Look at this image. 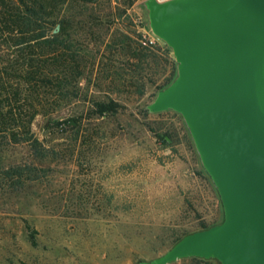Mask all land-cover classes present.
Wrapping results in <instances>:
<instances>
[{"label": "rangeland", "instance_id": "1", "mask_svg": "<svg viewBox=\"0 0 264 264\" xmlns=\"http://www.w3.org/2000/svg\"><path fill=\"white\" fill-rule=\"evenodd\" d=\"M145 1H5L14 19L33 10L36 24L22 22L45 38L24 61L0 39L1 67L51 74L36 114V94L23 96L20 116L33 117L23 140L0 147V264H139L220 218L180 115L145 111L175 63L150 43ZM111 100L119 112L98 115L95 104Z\"/></svg>", "mask_w": 264, "mask_h": 264}, {"label": "water", "instance_id": "2", "mask_svg": "<svg viewBox=\"0 0 264 264\" xmlns=\"http://www.w3.org/2000/svg\"><path fill=\"white\" fill-rule=\"evenodd\" d=\"M143 8L148 32L176 63L146 109L180 115L221 217L141 264H264V0H146Z\"/></svg>", "mask_w": 264, "mask_h": 264}, {"label": "trees", "instance_id": "3", "mask_svg": "<svg viewBox=\"0 0 264 264\" xmlns=\"http://www.w3.org/2000/svg\"><path fill=\"white\" fill-rule=\"evenodd\" d=\"M5 1L7 0H0V39L4 40V42L6 43L9 40L5 38V36L11 37L9 39L12 40V46L15 48V51L17 53L16 55V57H18L17 60L24 61L25 57L23 55V52L26 49L34 50L36 46L40 45L39 39L45 38V36H41L39 39L37 37H34L35 35H32V33L34 32L33 27L30 26L31 30H28L27 27H25V24L22 22V20L29 18V21L33 19L34 24H36L37 18L35 16L37 14L34 13L33 10L25 9V16L21 15L20 13L17 16V18L14 19L11 13H9L10 15L6 13L8 11H6L4 8V4L7 5ZM23 1L24 0H17V2L20 3L21 5L24 4ZM26 35H30V38H24V36ZM1 60L2 59L0 56V61ZM50 74H51L50 72H44L40 68H31L28 70L18 66L1 67L0 65V147L5 141L9 143H18L23 140V136H24L23 133L22 132L20 133L18 131L21 130V128L29 127L33 118L31 116L30 118L24 119L20 116V114H22L21 112L23 110V107L25 106V104H23L22 102L23 96L27 94H31V95L36 94L37 97L35 99L30 100L29 102V109L32 110L33 115L36 114L38 112L39 107L46 105V102L39 100V98L42 89L45 88L43 84V80L46 77H48ZM175 75H176V63H174V68L171 77L158 88L157 92L167 87L173 81ZM12 79H17L18 81L29 80L30 82L29 84L34 83V85L32 87L31 86L25 87L23 89L21 87V84L20 85L12 84L11 83ZM20 104L23 105L20 106ZM95 107H96V113L98 115L108 116L118 113L121 108V105L111 100L109 102H98L95 104ZM145 111L147 114H150L147 109H145ZM56 123L57 126H62L68 124V121H60ZM7 135L10 136L11 139L7 137ZM158 137L160 141H162L163 143H167L166 135L159 134ZM199 174L210 182L217 196L219 202L218 204L221 210L220 199L217 194V191L214 188L210 178L207 176L205 171L200 166V163H199ZM219 220L220 218L213 224H209V225L203 224L201 228H199L198 230L207 229L212 225L216 224ZM193 232H189V233H193ZM189 233L183 234L180 238H178L175 241V243H177L182 237H184ZM191 259L201 260L207 264H214L212 260H204L200 258H191ZM139 264H141V262Z\"/></svg>", "mask_w": 264, "mask_h": 264}, {"label": "built area", "instance_id": "4", "mask_svg": "<svg viewBox=\"0 0 264 264\" xmlns=\"http://www.w3.org/2000/svg\"><path fill=\"white\" fill-rule=\"evenodd\" d=\"M158 40L155 38V37H153L152 35L150 36V43L151 44H154V45H156V42H157Z\"/></svg>", "mask_w": 264, "mask_h": 264}]
</instances>
